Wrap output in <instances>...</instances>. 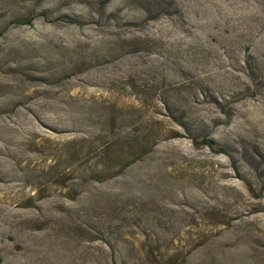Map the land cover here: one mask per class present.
Segmentation results:
<instances>
[{
    "label": "rangeland",
    "instance_id": "obj_1",
    "mask_svg": "<svg viewBox=\"0 0 264 264\" xmlns=\"http://www.w3.org/2000/svg\"><path fill=\"white\" fill-rule=\"evenodd\" d=\"M0 264H264V0H0Z\"/></svg>",
    "mask_w": 264,
    "mask_h": 264
},
{
    "label": "trees",
    "instance_id": "obj_2",
    "mask_svg": "<svg viewBox=\"0 0 264 264\" xmlns=\"http://www.w3.org/2000/svg\"><path fill=\"white\" fill-rule=\"evenodd\" d=\"M107 1H108V0H104V2H107ZM40 16H42V15H40ZM201 142H202V144H203L204 146H206V147H207L208 149H210L211 151H213V152H215V153H217V154H223V155H225V156L228 157V153H227L224 149H221V148H217V149H215L213 143H212L211 141L207 140L206 138L202 139ZM233 168H234L235 172H237L236 166L233 167Z\"/></svg>",
    "mask_w": 264,
    "mask_h": 264
}]
</instances>
